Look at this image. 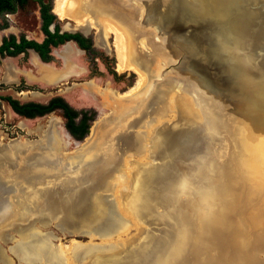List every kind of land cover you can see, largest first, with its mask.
Returning <instances> with one entry per match:
<instances>
[{
    "label": "rangeland",
    "instance_id": "obj_1",
    "mask_svg": "<svg viewBox=\"0 0 264 264\" xmlns=\"http://www.w3.org/2000/svg\"><path fill=\"white\" fill-rule=\"evenodd\" d=\"M40 1L61 32L80 33L92 50L67 43L51 49L47 63L31 51L0 59V97L39 104L59 97L94 116L87 135L75 140L58 111L23 118L0 100V264H264V187L256 184H264V173L253 174L254 200H243L242 189L241 200H231V188L217 187L231 178L222 180L221 161L212 167L209 160L212 150L229 155L221 139L231 128L264 139L261 124L224 107L230 123L226 131L217 127L187 72H179L178 56L138 25L147 16L140 3L75 0L81 16L58 17L57 0ZM37 3L1 14L0 40L11 34L39 41ZM101 8L107 18L94 13ZM109 24L127 41L129 67L122 70ZM133 138L138 147L130 146ZM201 170L209 180L187 188ZM23 242L41 251L25 261L14 251Z\"/></svg>",
    "mask_w": 264,
    "mask_h": 264
},
{
    "label": "bare ground",
    "instance_id": "obj_2",
    "mask_svg": "<svg viewBox=\"0 0 264 264\" xmlns=\"http://www.w3.org/2000/svg\"><path fill=\"white\" fill-rule=\"evenodd\" d=\"M221 1H224V0H100L101 4L107 3L108 6L110 7H113V6L120 7L121 6L123 8L124 7L123 4L125 2L127 3L137 2L143 6V9L147 16L145 19V23L138 24V25L141 28H144V27L147 28L146 30L148 32L150 31L160 36V42L163 45V47L166 46L167 50H171L174 56L176 57L178 56V58H180V63H176L177 65L179 64L181 66L179 68L181 71L179 70V72H182V71L187 72L185 73L184 78L187 80L190 86H194L197 88V93L199 97L203 98L204 101L208 104V106L216 114L217 118L214 123H216L217 127L221 128V130L223 131L224 130L226 131L230 123L228 121L230 120L228 119L227 121H225L224 119V115H225L224 107H227L228 109H232L235 112L236 110L241 111V112L243 111L242 109H239L234 102L224 103L220 99L222 98V96H220L221 94L218 95V93H214V91L210 90L211 89L209 88L210 86L199 84L200 83L199 79L203 76L201 72L199 73L200 70L196 66H198L201 63V53L199 55V49L197 48V44L194 43V40L196 39V37L193 34H191L192 31H196L195 28L198 27L205 20L212 19L215 22H217L218 19H216V17L214 16H216L217 12L220 10L219 5H221ZM132 7L134 8V6ZM54 12L58 17H66V16H69L70 14H72V16H75V17L81 16V8L79 7V4L75 2V0H57L55 4ZM258 12H261V10H258ZM94 13L99 14L100 17H103V18L106 17V14H105L106 10H104L103 8H101V10L98 9L94 11ZM240 14L242 16V19L241 18L240 19L244 20L241 23L243 26H250V25L253 26L254 24H257L258 22L261 23L262 21H264V17H261L260 19L261 15L259 14H255V15L251 14L253 16L249 15L248 16L249 18H247L246 14L245 15H243L242 13ZM167 18L177 19V22L175 24H179L180 26L175 29L173 27V24L171 25L168 22ZM240 19H239V22H241ZM109 29L112 33L116 34L119 45H120L119 47L120 53H118L119 69L120 70L125 69L126 67H129V61H128L129 59L128 57L125 58L127 51H129V49H127L126 47L128 46L127 41L125 38H124L125 41H122L120 37L121 34L119 35L117 32L118 30L111 24H109ZM242 31L243 30L239 28L236 30V33L241 34ZM124 53H125V56H124ZM181 56H184L183 59H181ZM201 89H203L204 91H201ZM243 114L246 116V120H250V123L251 122L255 123V125L257 126L261 124L259 125L260 126L259 128H261L264 131V125H263V122L261 121L262 117L258 115L254 116L252 114H248L245 112H243ZM256 122H259V123H256ZM234 123L235 122L233 120L231 124H234ZM234 130L235 128L234 129L231 128V135L226 134L227 135L225 136L226 138L221 139L223 142L222 143L223 148L221 149L223 151H226L225 150L226 148L224 147L225 145L224 142H228L227 144H230L231 148L234 143H238L239 159L246 160L245 164H243L244 163L243 160H241V164L239 161L240 176L243 178L246 176V180L252 181L253 174L254 176L257 177V175L264 173V139L261 137H254L250 133H243V134H240L237 132L235 133ZM149 134H151V132L147 133L148 143H149V138H148ZM260 136H262V134ZM230 141H232L233 143H230ZM139 142H140V139L133 138L130 142V146L134 145V147H138L140 144ZM250 157H254L253 158L254 160L250 161ZM220 158H222L221 154L217 155L215 153V150L210 151L209 160L214 161L216 164L217 161H221ZM229 158L231 159V157ZM215 164L212 167H217V164L216 165ZM31 165H28V166H31ZM220 165L222 166V162L220 163ZM36 171L37 172L41 171V168H38ZM195 172H196L195 176H191L189 179L191 183H197V182L199 183V182H204L205 180H209L206 177V173L208 172H205L202 170L195 171ZM189 185H186L188 186L187 188H189ZM18 193H19L18 188H15L14 192L9 196L8 200H13V198H15V196ZM23 241H25V239H23ZM23 243H24L23 245H19L18 247H16L14 251L21 252L22 258L25 259V261H29L31 257L33 256L34 252H38V250L39 252L41 251L40 250L41 248L33 249L31 248V245H26V242H23ZM39 247H42L41 243L39 244Z\"/></svg>",
    "mask_w": 264,
    "mask_h": 264
},
{
    "label": "water",
    "instance_id": "obj_3",
    "mask_svg": "<svg viewBox=\"0 0 264 264\" xmlns=\"http://www.w3.org/2000/svg\"><path fill=\"white\" fill-rule=\"evenodd\" d=\"M219 7L214 16L217 22L205 20L191 33L201 53V63L196 66L203 76L199 80L214 93L231 96L237 107L242 105L238 108L243 112L262 117L264 125V21L243 26L240 14L247 18L259 14L261 19L264 0H224ZM167 19L175 29L180 26L175 24L177 19ZM239 28L243 30L241 34L236 33ZM190 164L195 167L193 161ZM206 177L210 178L207 174ZM201 183L189 186L198 187Z\"/></svg>",
    "mask_w": 264,
    "mask_h": 264
},
{
    "label": "trees",
    "instance_id": "obj_4",
    "mask_svg": "<svg viewBox=\"0 0 264 264\" xmlns=\"http://www.w3.org/2000/svg\"><path fill=\"white\" fill-rule=\"evenodd\" d=\"M28 1L30 0H0V15L14 12L16 8L24 6ZM37 4L40 32L43 39L40 42H35L25 39L23 36L15 38L9 35L1 40L0 59L15 57L25 53L27 50H31L41 62L46 63L50 60V49L68 41L75 43L84 52L92 50L91 42L80 33L60 32L55 23V16L50 12L49 6L40 0H38ZM51 25L53 26L52 30L49 29ZM0 100L4 101L14 114L23 118L41 117L53 111H58L63 118L65 130L75 140H81L87 135L88 123L94 116L91 111L77 112L59 97H54L45 104L34 102L20 103L9 96H1Z\"/></svg>",
    "mask_w": 264,
    "mask_h": 264
},
{
    "label": "crops",
    "instance_id": "obj_5",
    "mask_svg": "<svg viewBox=\"0 0 264 264\" xmlns=\"http://www.w3.org/2000/svg\"><path fill=\"white\" fill-rule=\"evenodd\" d=\"M224 155L221 158V162H222V169H221V178L222 180L227 179V178H231L230 179V185L229 184H220L217 187H222V188H231L232 189V198L231 200H236V195L238 200H241V193H240V189H242V191H245L244 196H242L243 200H254V193L252 191L253 186L251 184L250 180H244L241 178L240 176V171H239V147H238V143H234L232 145V148L228 153L226 154L225 152L223 153ZM231 157V159L229 158ZM220 160V159H219ZM232 169V170H231ZM231 173V176L229 175ZM220 182H223V181ZM257 187H264L263 183H256ZM256 186V185H255ZM236 190H239L236 191ZM222 261L219 260H198L195 261L194 263L191 264H226V263H221ZM182 264H187L186 262H183ZM239 264H248L244 261L239 260Z\"/></svg>",
    "mask_w": 264,
    "mask_h": 264
},
{
    "label": "flooded vegetation",
    "instance_id": "obj_6",
    "mask_svg": "<svg viewBox=\"0 0 264 264\" xmlns=\"http://www.w3.org/2000/svg\"><path fill=\"white\" fill-rule=\"evenodd\" d=\"M6 14H8V13H6ZM40 19V18H39ZM52 26V25H51ZM50 26V27H51ZM50 27H49V29H50ZM51 30V29H50ZM39 31H40V26H39ZM61 32V31H60ZM63 32H66V31H63ZM70 33V32H69ZM40 34H41V32H40ZM11 35V34H10ZM9 36V35H8ZM12 36H14V35H12ZM41 36H42V34H41ZM7 37V36H6ZM15 37V36H14ZM24 37V36H23ZM3 38H5V37H3ZM3 38H1V40L3 39ZM15 38H18V37H15ZM25 38V37H24ZM25 39H27V38H25ZM43 39V36H42V38L39 40V41H36V40H33V39H28V40H33V41H35V42H40L41 40ZM1 40H0V43H1ZM67 43H73L72 41H68V42H65L64 44H67ZM64 44H62V45H64ZM74 45H75V47L79 50V51H83V50H81V49H79L78 47H77V45L75 44V43H73ZM62 45H59V46H62ZM58 47V46H57ZM56 48V47H55ZM51 49H53V48H51ZM51 49H50V54H51ZM27 51H31V50H27ZM27 51H25V52H27ZM33 54H35L33 51H31ZM23 54V53H22ZM19 55H21V54H19ZM36 55V54H35ZM18 56V55H17ZM36 57H37V55H36ZM4 58H6V57H4ZM8 58H12V57H8ZM38 58V57H37ZM2 59V58H1ZM38 60H39V58H38ZM40 61V60H39ZM41 62V61H40ZM42 63H44V62H42ZM47 63V62H46ZM9 108V107H8ZM10 109V108H9ZM11 111V110H10ZM12 112V111H11ZM13 113V112H12ZM14 114V113H13ZM16 115V114H15ZM18 116V115H17Z\"/></svg>",
    "mask_w": 264,
    "mask_h": 264
}]
</instances>
